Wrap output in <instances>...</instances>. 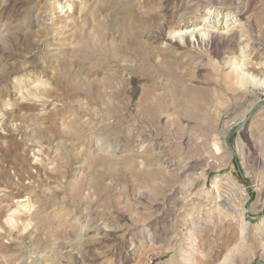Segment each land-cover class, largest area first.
<instances>
[{
	"label": "rangeland",
	"instance_id": "374dc122",
	"mask_svg": "<svg viewBox=\"0 0 264 264\" xmlns=\"http://www.w3.org/2000/svg\"><path fill=\"white\" fill-rule=\"evenodd\" d=\"M258 80L264 0H0V264H264Z\"/></svg>",
	"mask_w": 264,
	"mask_h": 264
},
{
	"label": "bare ground",
	"instance_id": "6f19581e",
	"mask_svg": "<svg viewBox=\"0 0 264 264\" xmlns=\"http://www.w3.org/2000/svg\"><path fill=\"white\" fill-rule=\"evenodd\" d=\"M217 5V4H216ZM237 9V8H236ZM241 25V24H240ZM203 29V28H202ZM196 29H193V31H191L190 33H192V32H194ZM204 31V30H203ZM209 32V31H208ZM214 32V31H213ZM188 33V32H187ZM199 34H200V32H198ZM177 35V34H176ZM184 35V34H183ZM180 36V35H179ZM190 36H192V34L190 35ZM181 37V36H180ZM180 37H178V39L176 38V44H177V42H178V44H180L181 45V41H182V43H183V38H180ZM202 39V38H201ZM168 40H170L169 38H168ZM171 42H173V40L171 41ZM174 43V42H173ZM184 46V45H183ZM238 67V66H237ZM236 68V67H235ZM242 74V73H241ZM246 74H248V73H246ZM249 75V74H248ZM252 76V75H251ZM250 76V77H251ZM253 77V76H252ZM259 77V75H256V79ZM254 77H253V80L255 79ZM256 86H258V87H262V86H264V80L262 81V82H259V80L258 81H256ZM263 89H264V87H262Z\"/></svg>",
	"mask_w": 264,
	"mask_h": 264
},
{
	"label": "water",
	"instance_id": "95a60500",
	"mask_svg": "<svg viewBox=\"0 0 264 264\" xmlns=\"http://www.w3.org/2000/svg\"><path fill=\"white\" fill-rule=\"evenodd\" d=\"M262 105H263V103H260L257 106H255L254 109L250 112L249 116H252ZM228 143H229V138H228Z\"/></svg>",
	"mask_w": 264,
	"mask_h": 264
}]
</instances>
